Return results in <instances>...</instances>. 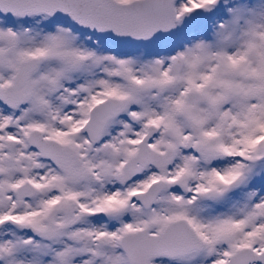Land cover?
I'll use <instances>...</instances> for the list:
<instances>
[{
  "label": "snow or ice",
  "instance_id": "1",
  "mask_svg": "<svg viewBox=\"0 0 264 264\" xmlns=\"http://www.w3.org/2000/svg\"><path fill=\"white\" fill-rule=\"evenodd\" d=\"M0 264H264V0H0Z\"/></svg>",
  "mask_w": 264,
  "mask_h": 264
}]
</instances>
